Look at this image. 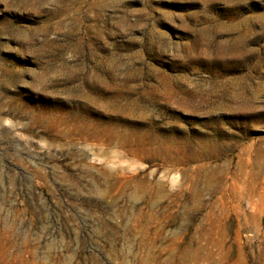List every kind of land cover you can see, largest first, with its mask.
Here are the masks:
<instances>
[{"label": "rangeland", "instance_id": "obj_1", "mask_svg": "<svg viewBox=\"0 0 264 264\" xmlns=\"http://www.w3.org/2000/svg\"><path fill=\"white\" fill-rule=\"evenodd\" d=\"M178 263L264 264V0H0V264Z\"/></svg>", "mask_w": 264, "mask_h": 264}, {"label": "bare ground", "instance_id": "obj_2", "mask_svg": "<svg viewBox=\"0 0 264 264\" xmlns=\"http://www.w3.org/2000/svg\"><path fill=\"white\" fill-rule=\"evenodd\" d=\"M4 250V249H3ZM6 256V255H5ZM178 264H180V263H178Z\"/></svg>", "mask_w": 264, "mask_h": 264}]
</instances>
